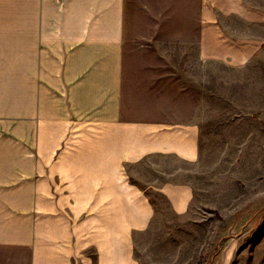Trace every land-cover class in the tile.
Returning a JSON list of instances; mask_svg holds the SVG:
<instances>
[{
	"label": "crops",
	"instance_id": "obj_1",
	"mask_svg": "<svg viewBox=\"0 0 264 264\" xmlns=\"http://www.w3.org/2000/svg\"><path fill=\"white\" fill-rule=\"evenodd\" d=\"M254 16L246 0H0V38L27 55L29 134L42 135L0 143V264H131L155 208L127 168L201 157L199 122L158 111L132 56H248L261 41L232 22ZM179 172L152 187L184 212L193 188Z\"/></svg>",
	"mask_w": 264,
	"mask_h": 264
},
{
	"label": "rangeland",
	"instance_id": "obj_2",
	"mask_svg": "<svg viewBox=\"0 0 264 264\" xmlns=\"http://www.w3.org/2000/svg\"><path fill=\"white\" fill-rule=\"evenodd\" d=\"M246 1L260 17L232 27L261 41L251 55L205 62L196 55L132 56L138 89L155 92L158 111L188 112L199 122L201 157L194 166L173 160L160 167L155 163L167 160L155 157L127 168L155 208L149 224L132 233L131 264H264V0ZM17 58L10 39L0 38V143H38V128L29 134L27 55L21 50ZM173 168L180 172L171 178L193 188L184 212L152 187ZM84 253L96 255L92 247Z\"/></svg>",
	"mask_w": 264,
	"mask_h": 264
}]
</instances>
